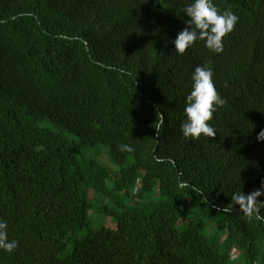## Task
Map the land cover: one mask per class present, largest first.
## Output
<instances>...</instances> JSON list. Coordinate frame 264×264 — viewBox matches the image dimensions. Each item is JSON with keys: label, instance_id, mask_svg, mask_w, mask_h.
<instances>
[{"label": "trees", "instance_id": "trees-1", "mask_svg": "<svg viewBox=\"0 0 264 264\" xmlns=\"http://www.w3.org/2000/svg\"><path fill=\"white\" fill-rule=\"evenodd\" d=\"M191 2L0 0V219L18 241L0 264H264V207L231 200L264 185V0H213L239 17L224 51L178 54ZM205 65L226 102L214 137L186 139ZM99 145L116 173L85 158ZM98 205L112 223L82 235Z\"/></svg>", "mask_w": 264, "mask_h": 264}, {"label": "clouds", "instance_id": "clouds-1", "mask_svg": "<svg viewBox=\"0 0 264 264\" xmlns=\"http://www.w3.org/2000/svg\"><path fill=\"white\" fill-rule=\"evenodd\" d=\"M184 15L189 19L185 21V27L172 41L175 52L184 54L196 41H203L204 46L217 54L224 51L223 38L231 33L239 21V17L232 11L220 12L213 0H192L183 9ZM213 70L208 66H197L191 75V91L186 96L184 115L186 119L181 124V133L184 138L198 139L201 135L214 137L217 130L209 121L218 107L225 104L214 83ZM264 141V131L257 137ZM121 152H133L129 144L119 145ZM264 195V185L252 193H234L232 204L239 205L247 216L259 220L258 213L264 207V202L259 197ZM8 223L0 219V250L8 253L18 248V241L9 239Z\"/></svg>", "mask_w": 264, "mask_h": 264}, {"label": "rangeland", "instance_id": "rangeland-1", "mask_svg": "<svg viewBox=\"0 0 264 264\" xmlns=\"http://www.w3.org/2000/svg\"><path fill=\"white\" fill-rule=\"evenodd\" d=\"M99 153H100V156L98 157L99 161L102 164H104L106 167L110 168L114 173H116V170H118V167L111 162V160L109 158V148L108 147L99 145L96 148H94L93 150H87L85 158L86 159L96 158L99 155ZM136 193H140V190H136L134 192L135 196H136ZM158 194H159L158 188H156L155 191H153L151 194H149L145 197L143 204L146 205V204H151V202H153V201L154 202L158 201V198H157ZM135 200L138 201L139 196H136ZM126 203H128V202H126ZM100 205H101V203H100ZM98 207H99V205L96 206L95 210L91 213V215H92L91 228L86 230L85 232H83L82 235H85V236L90 235L92 233H95L99 229H101L104 225L112 223V221H113L112 218L105 219L104 216H101V214L99 213ZM238 255H239L238 252H236L235 256H238Z\"/></svg>", "mask_w": 264, "mask_h": 264}]
</instances>
